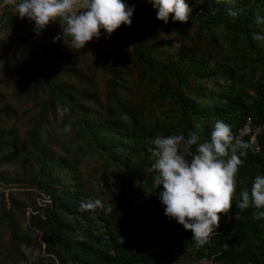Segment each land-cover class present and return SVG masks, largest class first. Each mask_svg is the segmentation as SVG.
I'll list each match as a JSON object with an SVG mask.
<instances>
[{
    "label": "trees",
    "instance_id": "trees-1",
    "mask_svg": "<svg viewBox=\"0 0 264 264\" xmlns=\"http://www.w3.org/2000/svg\"><path fill=\"white\" fill-rule=\"evenodd\" d=\"M122 2L131 25L78 50L53 43L59 18L37 35L16 6L0 11V264H264V218L237 206L264 176V130L260 152L238 138L264 124V0H185L189 21L167 24L150 0ZM217 120L247 148L232 208L199 246L165 215L145 140L199 144ZM90 199L102 207L82 210Z\"/></svg>",
    "mask_w": 264,
    "mask_h": 264
},
{
    "label": "clouds",
    "instance_id": "clouds-1",
    "mask_svg": "<svg viewBox=\"0 0 264 264\" xmlns=\"http://www.w3.org/2000/svg\"><path fill=\"white\" fill-rule=\"evenodd\" d=\"M157 9V19L167 24L172 20L189 21L190 7L185 0H150ZM14 4L16 0H5ZM78 8L83 10H77ZM135 7L122 0H20L16 12L21 19L27 17L34 21V32L38 35L45 30L50 21L59 18L61 32L53 38L71 41L72 49H83L85 45L100 36L103 28L113 33L121 24L130 26ZM257 17V22H260ZM70 126L65 128L69 131ZM197 132L184 135L155 136L145 140L147 150L155 161L148 169L156 174V184L163 187L159 200L165 205L164 213L175 218L186 231L193 233L192 240L203 246L208 242L214 227H218L220 213L232 208V198L236 192V174L242 164L241 156L247 148L240 141L234 142L231 126L217 120L213 126L210 140L198 144ZM195 153L191 147L197 145ZM239 151V155L237 154ZM231 152V155H229ZM224 157H228L226 160ZM238 207L241 210L251 205L257 212L254 219L264 218V176L254 178L250 190L240 193ZM102 207L100 200L82 202L81 208Z\"/></svg>",
    "mask_w": 264,
    "mask_h": 264
},
{
    "label": "built area",
    "instance_id": "built-area-1",
    "mask_svg": "<svg viewBox=\"0 0 264 264\" xmlns=\"http://www.w3.org/2000/svg\"><path fill=\"white\" fill-rule=\"evenodd\" d=\"M20 0H16V3H19ZM16 3L14 4H10V5H14L16 6ZM6 3L5 1H3L1 4H0V11L2 10L3 6H5ZM264 130V124H258V125H254L252 119H248V121L246 122V124H244V126L239 130V133H238V138L241 139L243 137H246V136H250L249 138V145L251 147V149L253 151H256V152H260L262 147L259 143V135L263 132ZM210 261L208 260L207 257H204L201 261V264H209Z\"/></svg>",
    "mask_w": 264,
    "mask_h": 264
},
{
    "label": "rangeland",
    "instance_id": "rangeland-1",
    "mask_svg": "<svg viewBox=\"0 0 264 264\" xmlns=\"http://www.w3.org/2000/svg\"><path fill=\"white\" fill-rule=\"evenodd\" d=\"M4 40H7V36L0 34V53L3 52V45L2 44H3ZM95 165H96L95 163H92L90 165H87V167H85V169L89 170L92 167H95ZM26 251L30 255L31 258H34L39 253V250L38 249H34V248L26 249Z\"/></svg>",
    "mask_w": 264,
    "mask_h": 264
}]
</instances>
